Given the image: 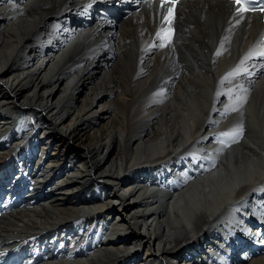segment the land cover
<instances>
[{
	"label": "bare ground",
	"instance_id": "obj_1",
	"mask_svg": "<svg viewBox=\"0 0 264 264\" xmlns=\"http://www.w3.org/2000/svg\"><path fill=\"white\" fill-rule=\"evenodd\" d=\"M104 4L0 0V259L264 264L259 15Z\"/></svg>",
	"mask_w": 264,
	"mask_h": 264
},
{
	"label": "snow or ice",
	"instance_id": "obj_2",
	"mask_svg": "<svg viewBox=\"0 0 264 264\" xmlns=\"http://www.w3.org/2000/svg\"><path fill=\"white\" fill-rule=\"evenodd\" d=\"M237 3H239V0H237ZM238 11H239V9H238ZM259 55H264V52L259 53ZM241 132H242V129L238 127L237 129L233 130L232 133H224L223 135L239 136L241 134Z\"/></svg>",
	"mask_w": 264,
	"mask_h": 264
},
{
	"label": "rangeland",
	"instance_id": "obj_3",
	"mask_svg": "<svg viewBox=\"0 0 264 264\" xmlns=\"http://www.w3.org/2000/svg\"><path fill=\"white\" fill-rule=\"evenodd\" d=\"M112 31H113V29H112Z\"/></svg>",
	"mask_w": 264,
	"mask_h": 264
}]
</instances>
